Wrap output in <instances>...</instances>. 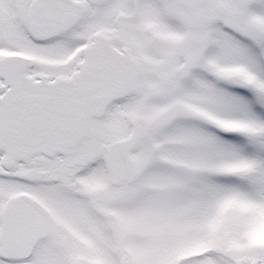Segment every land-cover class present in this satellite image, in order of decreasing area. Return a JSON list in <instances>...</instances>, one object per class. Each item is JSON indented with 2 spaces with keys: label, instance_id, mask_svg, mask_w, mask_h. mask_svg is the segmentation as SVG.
Segmentation results:
<instances>
[{
  "label": "snow or ice",
  "instance_id": "obj_1",
  "mask_svg": "<svg viewBox=\"0 0 264 264\" xmlns=\"http://www.w3.org/2000/svg\"><path fill=\"white\" fill-rule=\"evenodd\" d=\"M0 264H264V0H0Z\"/></svg>",
  "mask_w": 264,
  "mask_h": 264
}]
</instances>
